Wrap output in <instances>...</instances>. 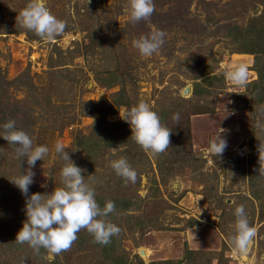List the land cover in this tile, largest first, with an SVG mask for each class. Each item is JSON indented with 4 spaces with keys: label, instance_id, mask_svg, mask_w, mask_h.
Wrapping results in <instances>:
<instances>
[{
    "label": "rangeland",
    "instance_id": "1",
    "mask_svg": "<svg viewBox=\"0 0 264 264\" xmlns=\"http://www.w3.org/2000/svg\"><path fill=\"white\" fill-rule=\"evenodd\" d=\"M27 2L0 0V125L14 120L34 146L49 148L32 169L29 195L62 187L59 142L102 208L131 205L107 218L121 230L107 245L86 230L59 255L17 244L25 197L9 180L28 165L0 138V264H264V177L255 170L264 144V53L256 65L242 51L254 33L245 27L264 25V0H154L151 18L135 24L127 0H43L67 23L52 40L17 23ZM156 30L165 43L142 56L132 41ZM240 65L247 76L236 84L227 73ZM111 73L119 82L106 88L98 77ZM118 92L126 105L113 104ZM141 101L172 130L161 154L136 144L120 117ZM220 128L227 148L215 157L209 143ZM121 157L138 173L136 183L125 185L110 167ZM241 204L256 230L244 254L230 240Z\"/></svg>",
    "mask_w": 264,
    "mask_h": 264
},
{
    "label": "clouds",
    "instance_id": "2",
    "mask_svg": "<svg viewBox=\"0 0 264 264\" xmlns=\"http://www.w3.org/2000/svg\"><path fill=\"white\" fill-rule=\"evenodd\" d=\"M127 8L129 20L135 24L148 21L155 11V4L154 0H127ZM16 20L21 27L33 32L41 40L55 39L63 35L67 28L66 21L51 14L43 0H28ZM165 36V32L156 30L134 39L132 45L142 56H151L162 48ZM227 76L234 83L242 84L246 80L247 70L240 65L228 72ZM120 117L130 126V138L144 151L155 155L170 147L172 130L161 123L159 115L151 110L148 103L141 101L123 115L120 114ZM173 119L179 120V114H174ZM225 131L220 128L219 134L209 143V151L215 157L221 156L227 148V140L221 135ZM0 138L12 145L16 156L26 160L28 165L23 173L9 180L25 197L26 220L16 234L17 244H27L37 254L43 248L59 255L71 248L81 230H86L93 237V243L100 245L109 244L111 238L120 233V228L107 219L116 211L115 203L107 201L103 208L98 204L95 189L82 175L85 170L75 165L61 143L55 144V152L66 162L60 171L62 187H55L51 193L29 195L35 176L32 169L37 161H43L48 155L49 148L45 145L34 146L29 134L19 130L14 120L0 125ZM116 150L112 149L114 152ZM257 152L259 168L255 170L258 171V176L264 177V144H258ZM110 167L124 180L125 185L136 183L138 173L126 158L110 161ZM93 177L94 175H90L88 179L92 180ZM234 216L235 230L230 240L234 249L244 254L247 253L256 230L249 223L244 205L235 208Z\"/></svg>",
    "mask_w": 264,
    "mask_h": 264
},
{
    "label": "trees",
    "instance_id": "3",
    "mask_svg": "<svg viewBox=\"0 0 264 264\" xmlns=\"http://www.w3.org/2000/svg\"><path fill=\"white\" fill-rule=\"evenodd\" d=\"M253 30L254 33H252V37H250L248 39V45L245 44L242 48V51L245 53H250L255 55V64H258V58L257 56L259 54L264 53V25H261L260 28H255L254 25H247L245 27V31L246 33H248L247 31L249 30ZM241 32H238V34ZM244 36V34H242ZM236 39V37H234ZM257 55V56H256ZM99 78V82L101 83L102 86L108 88L111 86V83H114V81L119 82L118 79H114L113 73H111L110 75L106 76L105 78L103 77H98ZM97 78V79H98ZM205 82H209L208 80H206ZM205 88V87H204ZM203 91V89L201 87H197V85H195V89L193 90V92L195 93V95L201 94V92ZM122 92V91H121ZM118 92V94L113 97V104L116 106H120V105H126L123 101V96L122 93ZM109 109V106H108ZM109 110H107L108 112ZM112 146L114 144H112L111 142L107 144V146ZM118 200V199H117ZM117 202H119L118 204H116ZM116 205V208H121V209H126L129 208L131 205V202L129 200L126 201H115L114 202ZM191 254V251H187L185 252V258H188V256ZM181 262V261H180ZM163 264H167L166 262Z\"/></svg>",
    "mask_w": 264,
    "mask_h": 264
},
{
    "label": "bare ground",
    "instance_id": "4",
    "mask_svg": "<svg viewBox=\"0 0 264 264\" xmlns=\"http://www.w3.org/2000/svg\"><path fill=\"white\" fill-rule=\"evenodd\" d=\"M187 91V90H185ZM139 255L142 257V258H147L150 254V251L147 250L146 248H141L139 251ZM244 258V257H243Z\"/></svg>",
    "mask_w": 264,
    "mask_h": 264
},
{
    "label": "crops",
    "instance_id": "5",
    "mask_svg": "<svg viewBox=\"0 0 264 264\" xmlns=\"http://www.w3.org/2000/svg\"><path fill=\"white\" fill-rule=\"evenodd\" d=\"M246 55V54H245Z\"/></svg>",
    "mask_w": 264,
    "mask_h": 264
}]
</instances>
